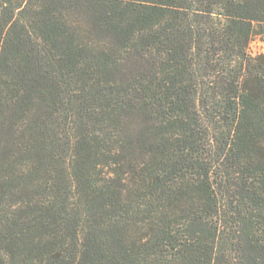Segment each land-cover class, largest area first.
I'll return each instance as SVG.
<instances>
[{
    "label": "trees",
    "instance_id": "16d2710c",
    "mask_svg": "<svg viewBox=\"0 0 264 264\" xmlns=\"http://www.w3.org/2000/svg\"><path fill=\"white\" fill-rule=\"evenodd\" d=\"M264 0H0V264H264Z\"/></svg>",
    "mask_w": 264,
    "mask_h": 264
},
{
    "label": "rangeland",
    "instance_id": "374dc122",
    "mask_svg": "<svg viewBox=\"0 0 264 264\" xmlns=\"http://www.w3.org/2000/svg\"><path fill=\"white\" fill-rule=\"evenodd\" d=\"M251 55H264V35H255L249 45Z\"/></svg>",
    "mask_w": 264,
    "mask_h": 264
}]
</instances>
